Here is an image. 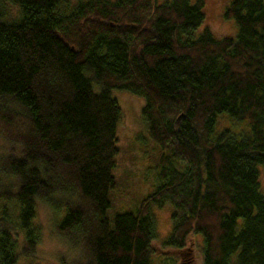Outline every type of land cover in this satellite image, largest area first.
<instances>
[{
  "label": "trees",
  "instance_id": "1",
  "mask_svg": "<svg viewBox=\"0 0 264 264\" xmlns=\"http://www.w3.org/2000/svg\"><path fill=\"white\" fill-rule=\"evenodd\" d=\"M62 1L0 0V18L1 2L18 6L0 20V138L16 146L0 154V264L33 251L37 200L63 211L77 253L61 264H150L149 206L165 202V245L200 235L201 264H264V1L229 0L236 32L222 38L195 34L203 0ZM112 90L143 100L159 154L154 190L110 221Z\"/></svg>",
  "mask_w": 264,
  "mask_h": 264
},
{
  "label": "rangeland",
  "instance_id": "2",
  "mask_svg": "<svg viewBox=\"0 0 264 264\" xmlns=\"http://www.w3.org/2000/svg\"><path fill=\"white\" fill-rule=\"evenodd\" d=\"M76 1L63 0L62 7L74 5ZM203 2L204 19L195 34L202 28H207L215 38L234 36L235 24L223 16L229 0ZM1 4L3 18L0 20H15L18 6L9 2ZM111 94L118 104L120 114L116 125L114 186L108 192L109 207L106 210V217L110 221L118 213H136L144 198L154 190L158 179L155 161L159 154L158 147L150 140L142 119L143 100L122 90H112ZM219 126L236 132L245 129L242 123H234L224 117L220 119ZM13 148H16L15 144L0 138V154ZM258 170L259 187L264 193V166L258 167ZM55 201L52 199L53 203ZM57 207L37 200L35 216L31 221L36 233V244L31 253L19 255L16 264H61L60 261H69L75 257L77 250L75 251L67 237L57 230L56 226L63 212ZM13 208V203L8 204L9 212H12ZM149 208L155 225L150 264H201L200 235L190 236L180 250L164 244L171 232V216L175 212L173 205L165 202L161 207H157L151 203ZM18 239L20 246V237Z\"/></svg>",
  "mask_w": 264,
  "mask_h": 264
}]
</instances>
